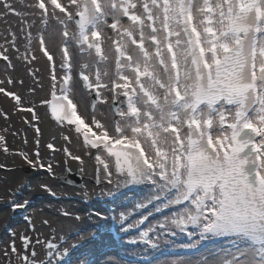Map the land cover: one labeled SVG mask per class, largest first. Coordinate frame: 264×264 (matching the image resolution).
Listing matches in <instances>:
<instances>
[{
  "label": "snow or ice",
  "instance_id": "1",
  "mask_svg": "<svg viewBox=\"0 0 264 264\" xmlns=\"http://www.w3.org/2000/svg\"><path fill=\"white\" fill-rule=\"evenodd\" d=\"M0 7L5 10L0 15L38 17L44 26L39 50L52 66L53 81L57 80L55 61L43 31L51 21L62 26L65 41L60 68L68 72L63 76L62 94L56 95L53 83L52 100L44 103L50 104L57 122L75 125V133L83 134L89 151L97 150L95 160L102 165L98 171L109 179L113 175V166L102 158L106 152L115 158L117 175L148 178L164 189H173L177 193L174 203L189 202L174 224L185 229L198 225L203 234L251 242L247 251L226 253L220 264H264V0H67V4L35 0L28 5L36 10L33 12H19L9 0H0ZM123 17L129 23H122ZM23 22L31 28L37 21ZM71 23L77 31H69ZM105 26L118 37L113 40L115 78L109 90L115 93L113 104L122 96L120 104L126 108L115 109L124 121L123 125L117 123L118 135L110 137L104 130L102 137L93 132L96 138L92 139L88 134L92 129L77 115V105L68 95L72 90L68 44L75 41L81 52H87L89 60L82 68H95V81L83 72L81 77L100 99V89L108 87L101 78L109 76V57L102 50ZM32 39L29 32V45ZM12 44L15 46L14 34ZM93 49L98 59H92ZM6 52L4 48L0 58L11 67ZM7 83L13 80L9 78ZM0 93L20 108L18 93L3 87ZM20 110L38 119L33 107ZM94 123L97 129L104 128L95 118ZM117 145L124 147L116 150ZM48 147L54 149L52 144ZM69 154L81 165L85 163L80 156ZM47 169L51 171V165ZM25 219L35 231L31 219ZM43 223L50 224L48 220ZM20 239L27 249L31 238ZM9 247L10 251L0 250V264H12V256L16 264L22 259L37 264L35 259L21 258L15 239ZM52 247L49 243V251ZM32 256H36L35 249Z\"/></svg>",
  "mask_w": 264,
  "mask_h": 264
},
{
  "label": "bare ground",
  "instance_id": "2",
  "mask_svg": "<svg viewBox=\"0 0 264 264\" xmlns=\"http://www.w3.org/2000/svg\"><path fill=\"white\" fill-rule=\"evenodd\" d=\"M9 2L12 3L19 12L36 11L35 9L28 7V5L34 4L35 0H22V2L21 0H9ZM4 12L5 10L0 7V13ZM34 19L37 22L31 28H28L23 22L25 20L31 22ZM53 22L56 23L55 21H51L49 24ZM111 22V19H109V23ZM122 23H129L126 17L122 18ZM49 26L50 25H48L46 30L43 31V35L44 37L46 35V39L50 44V52L54 56L56 67V65L60 64L62 61L63 54L61 49L64 45V41H62L64 37L61 33L63 28L61 26H55V24L51 27ZM43 28L44 26L39 23L38 17L27 16L21 18L10 13L0 15V52H3L4 48L8 49L9 46L12 49L11 51L15 52V49L17 48V42H15V46H13V34L15 35V41L16 39H20L23 36L25 38V36H28L29 32H31L33 37L30 45L27 39L24 40L19 54H16L15 52V57L13 56V58L10 55V59L12 60L11 65L13 63L14 66H16L15 68L20 67L23 69V74L21 76L23 81H32L35 84V92L33 96L30 97L31 104L29 107L34 108L35 114L38 117V119L32 122V125L27 131L17 135L16 138L12 137L0 140V164L16 167L20 166L17 169L18 172L11 173L12 181H14V183L18 182L17 185L27 183L28 186L27 188L25 187L26 189L24 190L26 193L29 189H31L34 182L38 180L39 176L33 177L35 172L40 170L50 171L47 169L49 165L52 167V164L48 162L50 159L52 160L53 165H55L54 169L56 168V173L58 169L65 167L70 169H79L83 177L86 179L83 183V188H69L67 191L81 197L83 201H86L89 205H91L93 202L90 200L95 198H97L95 200H101L103 202V208H100L101 212H99L101 217H96L95 221L99 227L102 229L104 228L105 230L109 225H111L113 228H117L115 235H124L126 231L124 229L121 230L124 218L128 216V212L140 211L138 215H140L141 221L139 222L144 224L143 227L139 231L134 232V234H131L129 238L122 239L118 242L119 245L126 249L125 247L129 246L132 242L138 243L142 240L147 241V247L140 248L137 246L135 248L129 249L128 253L126 254L130 258H135L138 261L148 260L153 255L160 254L164 251L177 252L205 246V243L212 240V238L208 237L206 234H203L201 228L199 230L186 232L185 228L173 223L174 220L184 215V207L186 206H181L174 203L175 197L177 195L175 191L171 192L169 189H164L159 183L151 181V185L149 187L143 190L140 189L141 191L139 193L136 192L137 194H123L126 185L125 179L122 176H117L113 170V167V175L111 179H109V177L103 172L98 171V168H102V165H98V162L95 160V155L99 153L89 152L84 146H82L78 137L74 135L71 127L65 126L63 124L56 125L50 120L47 114V103H44V101H47L48 99V91L50 87L47 84V77L48 75H52V66L47 60V57H45L39 50V34ZM108 29L109 37L111 39H108L109 37L102 35V50L103 53L109 57V61L107 62L109 76H102L101 78V82L106 83L108 87L100 89L101 98L98 99V106L96 108V112H102L104 115L103 109L105 107V109L109 112V116L105 115L106 120L109 118L111 119L112 112L110 114L111 109L109 105L110 102H113V96L115 95V93L109 89H111L112 86V79L115 78L113 74L115 72L116 45L113 43V40L118 39L116 33L112 29ZM69 31H77L72 23L69 24ZM52 35H54V39L51 38ZM70 44L73 45V50L75 52L74 68L76 73L83 72L84 74H88L90 75V79L95 81V68H92L91 70L82 68V65L89 60L88 55L84 52H81L75 41H72ZM130 47L134 48L135 46ZM152 50H154V46ZM33 55L36 57L35 60L31 59V56ZM92 59H98L96 54H92ZM102 66L103 65H101V67ZM8 72H12V70ZM66 72H68V70ZM66 72L56 69L55 74L57 76V80L54 81L56 85L60 80L63 79V76ZM127 74L130 76L132 75L130 71ZM6 75V66L0 62V80L4 81V83H7V80L12 78V76L7 77ZM5 76L7 77L6 81ZM4 83L0 84V87L4 88ZM85 89V91L83 90V94L86 95L94 90H90L86 86ZM118 91L119 90H117V92ZM68 95L70 96V93H68ZM106 97L108 99H106ZM104 99L107 100V103L102 102ZM120 100H122L121 96L119 100L116 101L117 107H122ZM0 103L5 105V107L8 109L10 105L13 104V99L11 97L4 96V98L0 99ZM16 108L17 107L14 108V113L12 115L13 121L19 123L21 121H27L29 118L34 119L33 113L22 111L19 108ZM113 113L115 114V111H113ZM99 116L101 118L100 114ZM117 123H120L121 125L124 123V121L118 115L114 128L111 130L112 134L109 135L110 137L118 135L115 132ZM86 125L92 129L91 133L95 132L96 136H103V132L100 131V129H97L95 125L90 123H86ZM37 127L40 129L39 133L36 132ZM127 134L131 136L130 130H128ZM66 136L68 137V140H65ZM0 137H2V135H0ZM49 144H52L54 149H49ZM142 147H144L146 150L148 149L147 144H142ZM65 149H67V151H65ZM29 150L31 151L28 152ZM32 150H35L36 153L39 152L40 155L37 157L35 152ZM48 153H53V155H49ZM69 153L80 156L81 159L85 161V163L81 165L79 161L72 159V155ZM25 157L31 159L37 166L35 167L30 165ZM102 158L105 157L103 156ZM106 162H110V164L113 166L110 159L106 158ZM22 165L30 166L32 168L29 177L21 176L20 168ZM82 168L83 170H81ZM8 200L11 203L10 206H14L13 204H18L20 207H17L16 210L23 211V205H21L20 197L12 194L9 196ZM125 202L128 206V210H123L124 212H121ZM149 213H159L160 217L152 221H148V219H146V215H149ZM87 217L90 218L91 214H88ZM13 219L14 217H12V215L9 213L8 209L6 226L8 225L9 228L5 233L7 236H10V225L14 222ZM164 221H167V229L169 230L168 233L170 237H172L170 240L169 237H166V232L158 234L155 230L157 229L156 227H160V224H162ZM155 222L158 224L156 227L154 225ZM145 233H147V235H145ZM33 235L34 236L25 235L31 238L30 246L27 249L22 244L20 239L21 237L17 239L15 244L21 258L27 257L28 260L34 259L35 257L32 256L33 249H35V252L42 250L43 244L40 245V243H38L35 239V234ZM185 236H187L186 239ZM107 239H109V237L104 236V240ZM49 243L51 242H47V244L44 246L46 252L41 256L45 260L46 258L50 259L53 255V253L48 249ZM100 245L101 247L98 249L99 252L108 248V246L104 245V241ZM249 248L251 247L241 239H232L206 247L202 250V252L192 256L162 257L160 260H156L152 263L149 262L148 264H220L221 258L226 253H234L237 250L247 251ZM203 254L206 255L203 256ZM65 257H68L69 259V261L65 264H71L70 262L74 260L72 253H67V255L65 254L63 258H58V256L54 257L52 261H49V263L59 264ZM194 257H198V260H193ZM11 259L12 264H16V257L12 256ZM97 259L98 258H95V260ZM127 261L133 262L131 259ZM128 262L124 261L123 259H119L116 257V255L112 254L111 256L102 258L98 264H130ZM21 264H27V261L22 259Z\"/></svg>",
  "mask_w": 264,
  "mask_h": 264
},
{
  "label": "rangeland",
  "instance_id": "3",
  "mask_svg": "<svg viewBox=\"0 0 264 264\" xmlns=\"http://www.w3.org/2000/svg\"><path fill=\"white\" fill-rule=\"evenodd\" d=\"M66 1L67 0H61V2L65 4ZM54 24L55 26H61L53 22L49 24L50 25L49 27L53 26ZM102 35L109 37L108 27L106 26L103 27ZM26 39L27 36H25V38L23 36L20 39H16L15 41L17 42L16 43L17 48L15 49L16 54H19L20 49L22 48V44ZM45 41L48 50L51 51L50 44L46 39V35H45ZM62 41H65V38H63ZM68 47L71 55L70 62L72 65L70 71V75L72 77V80L70 81V85L72 89L70 92V97L73 100L74 104L77 105V112L80 115V117L85 121V123H90L92 125H95L94 123V118H95V120L99 121L101 124L104 125V128L100 129V131L103 132L104 130H107L109 135H111L112 134L111 130L114 128L115 121L117 120V115L115 110L116 106L113 104V102H110L109 105L111 109L110 114L111 112L112 114H111V119L109 118L108 120L105 119V115L109 116V112L105 109V107L103 109L104 115L102 114V112L99 113L96 112V108L98 106L97 104L98 99L96 98V96H95V100L92 101V96L95 95L94 94L95 90L89 92L88 95L83 94V90L84 91L86 90L85 89L86 85L82 80L81 73L80 72L76 73V70L74 68L75 52L73 50L74 49L73 45L69 43ZM11 50L12 49L9 46L6 52L7 53L6 55L9 57L10 62L12 61L10 59V55L12 58L13 56L15 57V52L14 51L12 52ZM0 62L5 64L6 66V71H7L6 76L7 77L12 76L11 79L13 80L12 84L4 83L5 90L8 92L18 93L21 96L22 104L20 108L29 107L31 104L30 97H32L35 92L34 82L23 81V79L21 78L23 74L22 68L20 67L15 68L16 66H14L13 63L10 67L9 62L3 60L2 58H0ZM9 69H11L12 72H8L11 71ZM56 69H58V64L56 65ZM7 77L5 81L7 80ZM4 96L6 95L4 93H1L0 99L4 98ZM106 99L108 98L106 97ZM93 103H95V107H93ZM15 107L17 106L14 100H13V104H11L8 109L5 107V105L0 103V135H2L3 139L12 138V137L16 138L17 135L23 133L24 131H27L28 128L32 125V122L36 120L33 118H29L27 121H21L19 123L13 121L12 115L14 113ZM113 111H115V114L113 113ZM3 114H6V118ZM99 114L101 115V118ZM30 151L31 150H29L28 152ZM32 151L35 152V150ZM48 154L53 155V153H48ZM48 162L52 164V170L51 171L46 170L44 172L41 171L36 172L33 177L39 176L41 178L38 177V180L34 182L31 189H29L26 193L23 190L22 194L20 195V202L21 205H23V213L21 214V217L17 221H14L10 225V234H9L10 236H7V234H5L9 228L6 227L7 208L9 207L8 198L13 194V191L18 183V182L14 183V181H12L11 173L18 172L17 169L20 166L16 167V166L0 164V236H1L0 250L8 248L10 251L9 246L11 245L13 239H15V243H16L17 239L20 238L21 236H25V235L34 236L33 234H35L36 241L39 240L38 243H40V245L43 244L42 250L41 251L38 250L34 258L37 261V264H50L49 261H52L54 257L58 256V258H61L65 254L67 255V253H72V256L74 258V260L70 262L71 264H98L100 260H102V258L111 256L112 254L116 255L117 258L123 259L126 262H128L127 260L129 259L133 260V262L132 261L128 262L130 264L132 263L148 264L149 262L152 263L155 262L156 260H160V258L162 257L174 256L172 254L173 252L164 251L161 252L160 254L153 255L150 259H148L150 261L146 263H141L135 258L133 259L130 258L128 255H126L129 249L137 247L136 243L130 246H126L125 247L126 249H124L121 245L118 244V242L121 239L130 237L131 228L139 221H141L140 215H138L140 211L128 212V216L124 218L123 226L121 227V229H124L126 231V235L123 238H121L119 241H116L115 243L111 242V240L109 239L104 240V236H105L104 228L102 229L95 223L96 217H101V214L99 212H101L100 208H103V204H102L103 202L101 200H95L97 199L95 198L93 200L92 199L90 200L93 202L91 205H89L86 201H83L81 197L74 195L73 193H69L67 191V189L69 188H75V189L83 188V183L86 180L85 177H83L79 169H70L68 167L60 168L57 170L56 173L55 172L56 168L54 169L55 165H53L52 160L50 159L48 160ZM20 170H21V176H30L31 173L30 166L22 165ZM66 171H69L75 174L77 177H79L80 184L70 185L63 182L61 179L67 177ZM123 210L125 211L128 210V206L126 205V202L124 204L123 209H121V212H124ZM88 214H91L90 218L87 217ZM26 217L30 218L31 223L35 225V231H32L30 229L29 223L26 222L25 219ZM159 217H160L159 213H154V214L149 213V215L148 214L146 215V219H148V221H152ZM44 220H48L50 224L48 226L44 225L43 223ZM154 225L156 227V225L158 224L155 222ZM156 228L158 229V230L155 229L158 234L166 232L167 234L166 237H169V240L172 238L168 233L169 230L167 229V221H164L162 224H160V227L158 226ZM5 229L7 230L5 231ZM13 233L15 234L14 237L12 235ZM49 241L53 243V247H52L53 249H51L53 255L50 259L46 258L45 260L41 256L46 252L44 246ZM103 241H104V245L108 246V248L99 252L98 249L101 247L100 244ZM205 255L206 254H203V256ZM185 256L188 255H184L183 257ZM95 258L98 259L95 260ZM2 259L3 256L0 255V260ZM193 260H198V257H194ZM5 264H7V261H5Z\"/></svg>",
  "mask_w": 264,
  "mask_h": 264
},
{
  "label": "water",
  "instance_id": "4",
  "mask_svg": "<svg viewBox=\"0 0 264 264\" xmlns=\"http://www.w3.org/2000/svg\"><path fill=\"white\" fill-rule=\"evenodd\" d=\"M95 97L92 98V101H94ZM67 177L61 179L63 182L68 183V184H75L78 185L80 184L79 177H77L73 173L66 172Z\"/></svg>",
  "mask_w": 264,
  "mask_h": 264
}]
</instances>
